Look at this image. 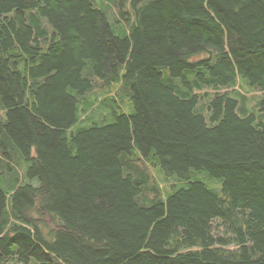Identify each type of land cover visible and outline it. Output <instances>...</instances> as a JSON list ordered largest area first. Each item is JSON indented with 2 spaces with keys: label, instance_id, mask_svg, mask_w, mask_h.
Wrapping results in <instances>:
<instances>
[{
  "label": "trees",
  "instance_id": "1",
  "mask_svg": "<svg viewBox=\"0 0 264 264\" xmlns=\"http://www.w3.org/2000/svg\"><path fill=\"white\" fill-rule=\"evenodd\" d=\"M0 264H264V0H0Z\"/></svg>",
  "mask_w": 264,
  "mask_h": 264
},
{
  "label": "rangeland",
  "instance_id": "2",
  "mask_svg": "<svg viewBox=\"0 0 264 264\" xmlns=\"http://www.w3.org/2000/svg\"><path fill=\"white\" fill-rule=\"evenodd\" d=\"M239 93L245 97L246 99V105L247 108H253L256 100H258L260 93L258 91H253V90H248V89H241L238 88ZM117 90L112 89L111 92H109L108 96L109 97H114L115 99L117 98V96L115 95ZM103 95H100L99 98H102ZM16 169L18 172L21 171L20 167L18 165H16ZM149 173L150 174H154L153 170L149 169ZM157 177V175L155 176ZM163 185V184H162Z\"/></svg>",
  "mask_w": 264,
  "mask_h": 264
}]
</instances>
